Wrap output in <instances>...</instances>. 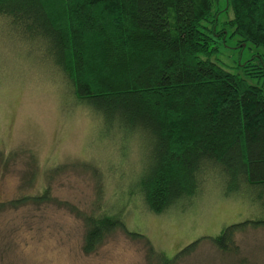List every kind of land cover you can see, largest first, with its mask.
<instances>
[{
    "label": "trees",
    "instance_id": "16d2710c",
    "mask_svg": "<svg viewBox=\"0 0 264 264\" xmlns=\"http://www.w3.org/2000/svg\"><path fill=\"white\" fill-rule=\"evenodd\" d=\"M215 1L0 0L1 29L9 40L28 48L41 67L51 66L105 132L148 143L147 164L128 178L129 187L155 214L191 199L207 171L224 182L225 193L244 190L249 203L264 213V68L251 64L243 76L211 58L220 11H212ZM226 4L233 34L264 47V0ZM204 22H212L211 28ZM29 165H34L32 157ZM63 170V165L49 168L47 181ZM33 174L23 182L34 180ZM97 191L87 213L57 198L48 183L0 201V219L23 209L65 208L82 224L85 255L116 230L141 236L100 208ZM258 227H264V214L226 225L208 239L217 250L234 253L237 232ZM3 238L0 261L7 247ZM145 243L147 264H174L198 241L168 257Z\"/></svg>",
    "mask_w": 264,
    "mask_h": 264
},
{
    "label": "rangeland",
    "instance_id": "374dc122",
    "mask_svg": "<svg viewBox=\"0 0 264 264\" xmlns=\"http://www.w3.org/2000/svg\"><path fill=\"white\" fill-rule=\"evenodd\" d=\"M217 9L211 58L241 75L251 64L264 68V47L233 34L226 0H216L212 11ZM204 25L211 28L212 22ZM1 28L0 22V201L49 183L57 198L88 213L101 189L100 208L119 216L126 230L142 235L116 230L85 255L80 250L83 227L72 212L55 206L23 209L0 219V236L7 242L0 264H147L146 239L167 257L197 240L174 264H264V227L237 232L234 253L217 250L208 239L226 225L264 214L249 203L244 190L225 193L224 182L207 171L191 199L160 214L148 211L128 178L147 164L148 143L105 132L51 66L42 68L35 54L28 55V48L9 40ZM57 165L64 170L48 182L47 170ZM30 172L34 180L24 183Z\"/></svg>",
    "mask_w": 264,
    "mask_h": 264
}]
</instances>
